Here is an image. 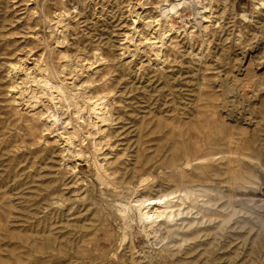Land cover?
Returning <instances> with one entry per match:
<instances>
[{"label": "rangeland", "instance_id": "1", "mask_svg": "<svg viewBox=\"0 0 264 264\" xmlns=\"http://www.w3.org/2000/svg\"><path fill=\"white\" fill-rule=\"evenodd\" d=\"M135 1L141 0H0V264H127L131 257L145 264L147 257L155 258L167 240L147 242L133 212L128 219L119 203L134 196L128 185L142 183L143 167L155 181L142 187L139 197L171 187V148L179 135L194 144L211 135L231 137L235 151L213 144L205 149L211 157L205 163L222 169L230 154L234 169L262 180L251 216L238 218L236 235L229 236L235 251L226 256L236 258L233 264H264V174L256 167L264 161V0L207 1L206 21L198 18L200 25L193 18L189 30L182 27L166 36L159 26L133 23ZM166 1L171 6L173 0H145L149 9L141 17L161 18L160 9L170 7ZM256 5L263 8L251 14ZM243 12L250 20L240 17ZM22 65L64 81L72 98L62 99L58 108L69 127L88 133L94 102L107 104L112 120L96 136V154L121 187L99 178L92 138L83 156L66 155L44 115L49 101L44 98L36 108L14 92ZM135 167L140 169L132 175ZM258 232L263 241L254 243L250 256V237ZM227 240L222 237L221 243ZM111 251L106 262L100 259ZM217 257L198 264H217Z\"/></svg>", "mask_w": 264, "mask_h": 264}, {"label": "bare ground", "instance_id": "2", "mask_svg": "<svg viewBox=\"0 0 264 264\" xmlns=\"http://www.w3.org/2000/svg\"><path fill=\"white\" fill-rule=\"evenodd\" d=\"M196 1L200 2L201 0H173V2L171 3V6H170V3H168L166 1L165 2L166 5H168L170 7L167 10L164 8H163V10L160 9L161 10V18L151 17L149 20H145L141 17L142 12L149 9V6H147V3L145 2V0L135 1L134 3H132V5L130 4L131 5L130 10H133L132 11L133 14L136 13L135 16H132L133 17V23L137 24L139 21H142L141 24H142L143 28L150 26L153 29L156 26H159V28L157 30H161V32L163 31V34H165V36L169 35L170 34L169 32L172 30L177 31L180 28L182 29V27L183 28L184 27L185 28L190 27L189 23H191V20L193 18L199 24H200V21L198 20V18H201L202 20L205 19V21L208 19L205 14H202V12H205L204 10L206 7H204L203 4H201V3H200V5H196L194 3ZM208 1L210 3L212 2V0H208ZM160 8H161V6H160ZM262 8H261V6L256 5L255 8H253L251 10V14L255 13L257 10H261ZM141 9H142V11H140ZM189 9L191 11H193V15L186 16V11ZM60 10H62V9H60ZM152 15H153V13H152ZM240 15H241L240 17H242V18L250 20V16H249L248 12H243ZM136 16H137V18H134ZM191 31H190V33H191ZM130 35H132V34H130ZM174 35H172V36H174ZM187 35H188V33H187ZM132 37H133V35H132ZM151 37H150V39H152ZM141 38L142 37H140V39ZM143 39H146V38H143ZM148 41H150L152 43L161 42V41H157V40H155V41L154 40H148ZM174 43H176V42H174ZM161 44L159 47L162 46ZM155 45H153V46H155ZM163 47H165V43H164ZM252 47L250 46V48H249V51L251 53H252V51H251ZM150 50H152V49H150ZM64 54L66 55V53H64ZM98 55H100V54H98ZM157 55H159V54H157ZM61 56H63V55H61ZM63 57H65V56H63ZM98 58H100V57L98 56ZM162 58H164V57H162ZM69 62H71V61H69ZM86 62H88V61H86ZM96 62L97 61H95V63ZM161 63H162V61H161ZM163 63H164V61H163ZM67 64L68 63H66V65ZM68 65L70 66V63ZM35 68L37 69V66ZM90 68H92V67H90ZM23 69H25L23 76L20 77L19 80L16 81L15 84L13 85L14 92H16V94H19L20 96H23V97L27 96L29 98V102L31 100L33 103H35V105H37V107L35 106L36 108H38L39 101H43L44 98L49 101L50 106H46V104H44L45 110H46L44 115L47 117L49 125H51L48 127H52V129H53V131H51V132L55 133V137L58 139V142L59 141L61 142V144L63 146V148H61V149H64V151L63 150L62 151L64 153H66V155L68 153V154H71L74 156L75 155L83 156V154H84L83 153V146L85 145V142H87L86 141L87 138H89V137L92 138V142H93V146H94V148H93L94 152L92 155L93 157H91V155H90V157L94 159V165L98 171L99 178L102 180L103 183L111 184L114 186V188L121 187L122 183H120L116 179L113 180L111 177H109V174L106 172V170L103 167L104 161L103 162L100 161V159L98 158V155L96 154L97 153L96 151L99 148L98 146H100L99 145L100 140H98V138L96 136H97V134H100L101 132L102 133L105 132L106 127L110 124L109 122L112 120L110 117L111 114L109 113V108L106 106L107 104L102 106L103 102L97 103V101H95V102L93 101L95 104L92 106V113L93 114L91 115L89 122L87 120L88 123L85 121L87 123V127H89L88 133L86 131H83V127H76V126H72V125H71V127H69L68 124H70V123L65 124V121L63 120L64 118L60 113V110L62 109V107L58 108V104H60V101L62 99H65L66 101L71 102V98H72L71 95H70L71 96L70 97L66 93V85H65L64 81L61 80V78L59 80H53L47 76H43V75L39 76L38 75L39 72L36 73L35 70L32 69L31 67H27V66L22 65L21 66V72L23 71ZM9 71H10V69H9ZM45 73H47V72H45ZM50 73H52V72L50 71ZM82 73H83V71H82ZM92 73L94 74V72H92ZM59 75H60V73H59ZM15 76H16V74H15ZM86 76H88V75H86ZM25 78H27V80H25ZM64 78L66 79V77H64ZM79 81H80V78H79ZM28 82H30V83H28ZM82 83L84 85L85 82H82ZM71 86H73V85H71ZM76 89H79V88H76ZM104 92H102V93H104ZM19 95H18V97H19ZM15 97L17 98V96H15ZM73 98H75V97H73ZM100 98H103V97L100 96ZM99 100H101V99H99ZM32 102H31V104H32ZM63 102H64V100H63ZM14 103H16V102H14ZM90 105H92V104H90ZM70 106L72 107V104ZM35 107H33V108L36 109ZM82 113H84V112H82ZM32 115H34V114H32ZM45 116L44 117L42 116L40 118H45ZM88 116H90V115L88 114ZM46 131H47V129H46ZM173 139H174V144H173V147L171 149L173 150L174 153H173V157H172L171 172H170V175L168 174L169 175L168 180H169V183L171 184L170 185L171 187H169V189H167L166 191L163 190V192H161L160 194L155 195V196H150V197L149 196H147V197L140 196L139 197V191L141 190V188L148 186V185L150 186V184H152L155 181V178H153V175L151 174V170L149 169V167L148 168L143 167L142 183L138 184L136 186H131V184L128 185L129 189L132 187L134 196L127 199V201H125V202L119 203L121 206V209H122L121 212L124 213L125 217L128 218L130 210L133 212L136 221L139 222L141 225V231H142L145 239L148 240L147 242L152 244L153 239L156 242L159 238H162L161 240H164V239L167 240L165 243V246L162 247L161 251L158 252V255L155 258L147 257L146 259H144L145 261L144 260L143 261L145 264H198V261H200V260L201 261L205 260L207 262H210L211 260H213V256L217 257V255H219L216 258L218 260L217 264H222V262L233 264L234 262L231 260V258H235V257L229 256V259L227 258V256L230 255L229 253H232L235 251V249L233 250V247L231 246V243L233 241H230L229 236H235L236 235L235 231L237 230V228H238L237 226L239 223L238 218H245L246 219L247 216H249V217L251 216L250 207H252V204L256 202L257 197H259V193H261V192H259V185L262 183V180H260V178H258L257 175H253L252 173L248 174L249 172L248 173L238 172L236 169H234L233 164L236 162V160H233L232 159L233 157H231L230 154L225 155L226 166L222 169H219L218 167H211L207 163H205V161L207 159H209V158L211 159L209 154L208 155L204 154L206 151L205 149H207L209 147L211 148V146H213V144H222V145L226 146L227 152H230L232 154L233 150L235 151V149L230 148V147H232V143H233L231 137H229V138L223 137V138L218 139V138H216V136L214 137L211 135L207 141L201 142V143H196V144H194L192 141H189V140L183 141V137L180 135L178 137L175 136ZM44 141H46V140H44ZM99 153H101V152H99ZM210 154L213 155L214 153H210ZM78 156H76V157H78ZM63 157H65V156H63ZM256 167L259 169L261 174H264V161H261V160L257 161ZM74 168L76 169V167H74ZM138 168L137 167L133 168L132 175L137 174ZM108 171H110V170H108ZM116 176H118V175H116ZM119 178H121V177H119ZM141 195H142V193H141ZM263 198H264V196H263ZM120 200H122V199H119V201ZM241 215H243V216L241 217ZM239 226H241V225H239ZM94 229H95V227H94ZM60 230H62V229H60ZM245 230H246V228H245ZM247 230L250 233L254 230V227L250 226V228H248ZM62 232H63V230H62ZM126 235H127V233H126ZM225 236L227 238H229V240H227L225 242V244H223V243H221V238L225 237ZM250 239H251L250 244L252 246L250 248H248L247 254L251 256V254L255 253V248L253 247L254 243L258 242L259 240L262 242L263 237L258 232V233H254L250 237ZM31 243H32V241H31ZM91 246H92V244H91ZM237 249H238V247H236L235 253H237ZM91 251H92V249H91ZM27 253H30V252H27ZM108 253L109 254H106L103 252V254L101 256H99V257H101L100 259L105 261L106 259H108L109 256L111 257L113 255L112 251L108 252ZM46 256H47V254H46ZM72 261H74V260H72ZM117 261H118V259L116 260V262ZM137 262H138L137 259H135L134 257H131L130 261H128L126 263L127 264H138ZM65 263H67V262H65ZM70 263H68V264H70ZM80 264H81V262H80Z\"/></svg>", "mask_w": 264, "mask_h": 264}, {"label": "built area", "instance_id": "3", "mask_svg": "<svg viewBox=\"0 0 264 264\" xmlns=\"http://www.w3.org/2000/svg\"><path fill=\"white\" fill-rule=\"evenodd\" d=\"M208 0H201L200 2L196 1L194 2L196 5H200L201 4H206ZM222 1H225V0H222Z\"/></svg>", "mask_w": 264, "mask_h": 264}]
</instances>
